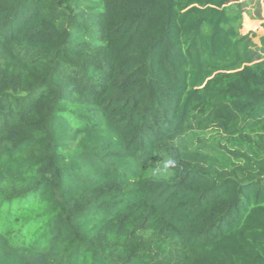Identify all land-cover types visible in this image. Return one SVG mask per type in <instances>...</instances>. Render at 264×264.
<instances>
[{
  "label": "trees",
  "instance_id": "16d2710c",
  "mask_svg": "<svg viewBox=\"0 0 264 264\" xmlns=\"http://www.w3.org/2000/svg\"><path fill=\"white\" fill-rule=\"evenodd\" d=\"M246 14L264 0H0V264H264Z\"/></svg>",
  "mask_w": 264,
  "mask_h": 264
},
{
  "label": "rangeland",
  "instance_id": "374dc122",
  "mask_svg": "<svg viewBox=\"0 0 264 264\" xmlns=\"http://www.w3.org/2000/svg\"><path fill=\"white\" fill-rule=\"evenodd\" d=\"M262 23H260L258 20H253V19H249V20H244V24H243V28H242V32L247 33L249 31H255L256 32V36H254V40L258 43L261 44V40L260 37L261 35L264 34V26L261 25Z\"/></svg>",
  "mask_w": 264,
  "mask_h": 264
},
{
  "label": "crops",
  "instance_id": "0c3cea01",
  "mask_svg": "<svg viewBox=\"0 0 264 264\" xmlns=\"http://www.w3.org/2000/svg\"><path fill=\"white\" fill-rule=\"evenodd\" d=\"M246 19L249 20V19H252V18H251L249 15L246 14V15L244 16V20H246ZM253 20H255V19H253ZM258 21H259L260 23L264 22V20H258Z\"/></svg>",
  "mask_w": 264,
  "mask_h": 264
}]
</instances>
